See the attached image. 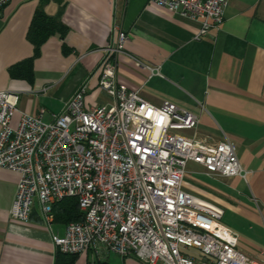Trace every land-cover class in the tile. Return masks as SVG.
Instances as JSON below:
<instances>
[{"label": "crops", "instance_id": "0c3cea01", "mask_svg": "<svg viewBox=\"0 0 264 264\" xmlns=\"http://www.w3.org/2000/svg\"><path fill=\"white\" fill-rule=\"evenodd\" d=\"M222 24L196 40L198 20L150 0H8L0 14V91L18 94L19 112L50 122L85 83V105L108 106L98 89L104 49L124 32L117 80L154 106L168 101L198 116L180 131L203 145L228 139L246 179L194 168L183 189L223 209L221 222L238 235V249L264 259V0H226ZM41 41V43H39ZM39 43V44H38ZM138 60L151 72L136 66ZM19 113L11 119L14 126ZM194 176V177H191ZM191 177L192 179H189ZM17 175L0 169V264H54L66 224L46 223L37 205L28 222L9 216ZM141 264L114 254L77 255L74 264Z\"/></svg>", "mask_w": 264, "mask_h": 264}, {"label": "built area", "instance_id": "2783aa9c", "mask_svg": "<svg viewBox=\"0 0 264 264\" xmlns=\"http://www.w3.org/2000/svg\"><path fill=\"white\" fill-rule=\"evenodd\" d=\"M7 1L0 0V14ZM150 2L198 20L196 40L222 24L227 5L226 0ZM127 39L119 32L98 64V89L109 98L108 106L87 107L83 83L45 122L43 111L19 112L17 93L0 91V169L18 177L10 219L28 222L37 205L50 223L52 206L75 198L83 219L67 224L63 237L52 236L61 253L114 254L141 264H264L238 249V235L221 222V207L183 189L189 162L210 175L246 179L234 144L225 139L206 146L185 137L179 132L196 129V113L168 101L154 106L139 89L120 87L116 57ZM15 113L19 120L12 126Z\"/></svg>", "mask_w": 264, "mask_h": 264}, {"label": "trees", "instance_id": "16d2710c", "mask_svg": "<svg viewBox=\"0 0 264 264\" xmlns=\"http://www.w3.org/2000/svg\"><path fill=\"white\" fill-rule=\"evenodd\" d=\"M41 43V41H39ZM38 43V44H39ZM53 221L69 224L79 222L83 219V214L79 209L78 202L75 198H65L52 206ZM77 255L61 253L57 250L54 264H74ZM94 264H106L105 262L96 261Z\"/></svg>", "mask_w": 264, "mask_h": 264}, {"label": "rangeland", "instance_id": "374dc122", "mask_svg": "<svg viewBox=\"0 0 264 264\" xmlns=\"http://www.w3.org/2000/svg\"><path fill=\"white\" fill-rule=\"evenodd\" d=\"M194 168L195 167H193L191 164H188V167H187V169H188V171L190 172V171H193L194 170ZM191 177H194V176H191ZM191 177H189V179H192ZM195 196V195H194ZM197 197V196H196ZM191 252H193L192 250L191 251H189V253H191Z\"/></svg>", "mask_w": 264, "mask_h": 264}]
</instances>
